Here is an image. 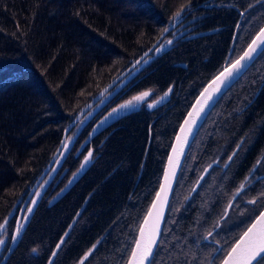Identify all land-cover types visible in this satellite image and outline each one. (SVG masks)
<instances>
[{
  "label": "trees",
  "instance_id": "16d2710c",
  "mask_svg": "<svg viewBox=\"0 0 264 264\" xmlns=\"http://www.w3.org/2000/svg\"><path fill=\"white\" fill-rule=\"evenodd\" d=\"M255 1L0 0V225L8 221L11 231L22 196L56 152L65 128L167 29L159 53L126 77L118 94L104 97L64 146L54 165L58 170L5 264H47L68 229L52 264H77L97 242L84 264H126L180 122L229 53L231 63L264 25V2ZM182 6L187 10L180 16L195 20L194 28L174 40L169 28ZM207 31L212 33L190 38ZM170 87L162 107L149 111L143 104L84 144L93 124L122 101L143 92L153 101ZM90 151L93 163L83 177L49 205ZM263 152L264 52L219 99L193 139L150 264H219L264 208V183L244 192L262 200L255 215L232 230L231 213L208 241L205 236ZM236 199L233 205H242Z\"/></svg>",
  "mask_w": 264,
  "mask_h": 264
},
{
  "label": "water",
  "instance_id": "95a60500",
  "mask_svg": "<svg viewBox=\"0 0 264 264\" xmlns=\"http://www.w3.org/2000/svg\"><path fill=\"white\" fill-rule=\"evenodd\" d=\"M186 10L187 9H185L184 11H186ZM242 16H243V13L241 14V18H242ZM241 18H240L237 25L240 24ZM182 19L183 18H181L180 20H182ZM237 28L238 27H236V29ZM262 28H264V25L253 36V38L248 43V45L243 50V52L239 55V57L242 56L243 53L248 50L249 44H251L252 40L256 38L257 34L260 32V30ZM166 33H167V31H165L158 38V40L146 52H144L138 59H136L134 62H132V64L128 68H126L115 79H113L104 89H102L94 98H92L90 100V102L88 104H86L79 111L77 118L75 120H73L65 128L63 135H62L61 143L58 146L56 152L54 153V155L49 160L46 167L42 170L40 175L36 178V180L33 182V184L30 186V188L24 193V195L22 196V198L20 200L18 212L16 214L15 222L13 225V230L11 233V238H10L8 247L6 249V252H5L4 256L2 257V259L0 260V264L6 263V261L8 260L10 255L12 254L19 238L21 237L23 228H24L25 223H26V220L24 221V216H25V213L28 209V206L30 205L34 195L37 192V190L39 189V187L41 186V184L43 183V181L45 180V178L47 177V175L49 174L51 169L56 164L58 158L60 157L62 150L64 148V145H65L66 139H67L71 129L74 128L104 97H106L126 77H128L131 74V72H133L141 63H143V61H145L152 54H155V53L158 54L159 53L155 49L158 48V46L160 45V43H161V41L164 38ZM210 33H212V32L211 31L201 32V33L192 35L190 38L201 37V36L208 35ZM234 38H235V36H234ZM261 53L262 52H260V51L255 53L251 60L244 62L245 66L243 68H241L238 73H234L232 76L225 79L223 81V83H220V82L214 83V81H216V78L220 75L221 72H223L226 68L230 67L232 63H234L237 59H239V57H238L233 62L229 63V56H230V53H229L228 58L226 59L224 65H223V68L212 79H210L205 84V86L201 89V91L198 93V95L196 96V98L192 102L191 106L189 107L188 111L186 112L185 116L183 117L182 121L180 122L179 127L176 130V133L174 135V138L172 140V143L170 145V148L168 150V153H167V156L165 159V163H164V167H163V171L161 174V178H160L158 188H157L156 193H155V195H154V197H153V199H152V201H151V203H150V205H149V207H148V209H147V211H146V213H145V215H144V217H143V219L139 225V228H138L137 233H136L135 241H134V244L132 246L131 252L128 256V259L126 261V264H128V261L130 259H132V251L134 248H136V241L142 239L141 234H140V229L142 226L144 227V237L142 240V244H147L150 237H154L155 241H156V243L153 244V246H152L153 255L150 257V261H145V264L151 263L152 258L155 254L156 248L158 246L159 240H160V236H161V232L163 229V224H164L165 217L167 214L168 206H169V203L171 200V196H172V193H173L179 172L181 170L183 161L185 159V156H186V154L190 148V145H191L193 139L195 138L198 130L200 129L203 122L205 121V119L207 118L209 113L212 111V109L214 108L216 103L219 101V99L239 80V78H241L244 75V73L249 69V67L254 63V61L259 57V55ZM178 65L181 66L180 64H178ZM169 89H171V91H169ZM169 89L166 91V92H168V95L166 97L164 96V94H165V92H164L160 97L153 100L152 102L146 103V101L151 96L150 92H148L149 95L147 97H145L144 100L139 101V102H135L133 105L129 106L128 108L121 109L120 105H123L128 101H131L133 99V97L139 96L141 93L122 101L121 103H119L118 105H116L115 107L110 109L107 113H105L100 119H98L93 124L84 144L89 143L95 136L101 134L107 128H109L110 126H112L116 122L120 121L121 119H123V118H125L131 114L137 113L144 103H146L145 108L149 111H152L156 108L162 107L170 99V95L172 93L173 88L170 87ZM119 90H120V88L116 89L114 93L115 94L118 93ZM202 93L204 94L203 96L201 95ZM161 98H163V99H161ZM157 101H159V102L157 103ZM149 104H153V107H149L148 106ZM113 109H117V111L113 112ZM190 113H191V115H189ZM186 121H188L187 124L185 123ZM178 137L180 138L179 140L177 139ZM239 146H240V144L235 148V150L230 155L231 159L228 158V160L226 161V163L224 165V169H226V167L231 162L232 158L234 157V155L238 151ZM89 153H91V157H90L89 161L87 163H85V157L89 156ZM89 153L82 159L78 169L68 179L65 186L61 190H59L50 199L49 205L55 204L83 177V175L86 173L88 168L93 163L92 152L90 151ZM170 158H171V163H170ZM82 164H85L84 168H81ZM214 165H216V162L211 163L210 165H208L205 168V170L203 171V173L199 177L198 181L196 182V184L192 190V194L198 189L199 185L202 183V181L205 179V177L209 173L210 169ZM166 174H167V179H166ZM247 179L248 178H246V180ZM162 186H163V190H162ZM242 191H243V189L240 190L239 194ZM158 193L160 194L159 197L157 196ZM236 193H237V191L234 193L231 200L229 201L227 207L225 208L224 215L222 216L221 219L226 218L234 200L239 195ZM154 202L156 203L155 209H153V207H152ZM84 205H85V203H84ZM84 205L82 206V208L80 209V211L78 212L76 217L74 218L73 222H75V220L77 219V217L79 216V214L83 210ZM229 205H231V206H229ZM150 211L152 212L151 216H149ZM262 211H264V208L260 212H262ZM259 214L257 216H259ZM146 219H147V224H145ZM255 220H256V218L250 223V225L248 227H250L251 224L255 222ZM18 223L22 224L23 228L20 230L19 235L17 236V239L15 241H13L12 236L16 235V229H17ZM248 227L245 229V231L248 229ZM68 232H69V229H68L66 235L63 237V241H64L65 237L67 236ZM212 232H214V231H212ZM243 233L235 241V243L232 245V247L235 246L236 243L240 240V237L243 235ZM208 237H209V235H207L205 237V240H207ZM58 244H60V246L62 245L61 240ZM97 245H98V242L95 244L94 248H93V246H92V248H90L91 252H89V250H90L89 249L84 254V256L79 260V262L77 264H81V262H82V264H84L88 260L90 255L93 253V251L96 249ZM230 249H229V251H230ZM58 250L59 249H57V246H56V248L54 249L53 252H55L57 254ZM53 252H52L51 257L49 258L47 264H50V262L52 264L54 257L56 256V255L53 256ZM86 254H87V256H86ZM138 258H139V256L137 257V259ZM219 264H222V261ZM253 264H255V262H253Z\"/></svg>",
  "mask_w": 264,
  "mask_h": 264
},
{
  "label": "snow or ice",
  "instance_id": "6c2138e0",
  "mask_svg": "<svg viewBox=\"0 0 264 264\" xmlns=\"http://www.w3.org/2000/svg\"><path fill=\"white\" fill-rule=\"evenodd\" d=\"M184 10V6L181 7V10L176 13V16L179 17L181 15V12ZM239 27V25H237ZM164 31H167L165 29ZM168 44H171L172 41H167ZM157 52L161 50V48L155 49ZM258 51L264 52V28L260 30V32L257 34L256 38L252 40L251 44L248 46V50L243 53L242 56L239 57L234 63L231 64L230 67L226 68L223 72L220 73V75L216 78V82L223 83L225 79L232 76L234 73H238L241 68H243L244 62L251 60L253 58V55L257 53ZM139 63V62H138ZM171 91V89H169ZM149 95L148 92L141 93L139 96L133 97L131 101L126 102L123 105H120V108H128L129 106L133 105L135 102H139L144 100L145 97ZM168 95V92H165L164 96L166 97ZM204 95L203 93L201 94ZM210 98V97H209ZM163 99V98H161ZM159 101H157L158 103ZM149 107H153V104H149ZM117 109H113V112H116ZM191 115V113L189 114ZM186 124L188 121L185 122ZM180 139L179 137L177 138ZM66 146V145H65ZM91 157V153H89V156L85 157V163L89 161ZM231 159V157H229ZM171 163V158H170ZM85 164L81 165V168H84ZM75 175V174H74ZM167 179V174H166ZM244 188V184L240 185V188L237 189V193L239 194L240 190ZM163 190V186H162ZM159 193L157 196L159 197ZM255 200L249 201V203H255ZM35 203V201H33ZM231 206V205H229ZM153 209L156 208V203H153ZM29 212H31V209H28ZM152 215V212H149V216ZM145 224H147V219L145 220ZM4 225H0V228H3ZM158 227V226H157ZM23 228V225L18 223L17 229H16V235L12 236V240L15 241L17 239V236L19 235L20 230ZM141 234V240L136 241V248L132 251V259L128 261V264H145V261H150V257L153 255V244L156 243L154 237H150L147 244H142V240L144 237V227L142 226L140 229ZM209 236L212 235V232L210 231L208 233ZM5 241L3 239H0V245H3ZM61 243H63V238L61 239ZM95 245H93V248ZM60 248V244L57 245V249ZM222 251L223 249H219ZM33 252H36V249L32 250ZM91 252V249L89 250ZM56 253L53 252V256H55ZM87 256V254H86ZM139 258L137 259V257ZM264 264V211L260 212L259 216L256 217V220L254 223L251 224L250 227L243 233V235L240 237V240L236 243L235 246H233L230 251L226 253L222 260V264ZM51 264V262H50ZM82 264V262H81Z\"/></svg>",
  "mask_w": 264,
  "mask_h": 264
},
{
  "label": "flooded vegetation",
  "instance_id": "af4514ba",
  "mask_svg": "<svg viewBox=\"0 0 264 264\" xmlns=\"http://www.w3.org/2000/svg\"><path fill=\"white\" fill-rule=\"evenodd\" d=\"M261 2H264V0H256L255 3L259 4ZM194 20H186L183 18L182 20H178L175 27L172 29L171 36H173L174 40H179L183 35H191L192 30L194 28L193 26ZM247 181L245 180L242 182L244 183L243 191L238 195V198L241 200V203L245 207H241L242 205L234 204L232 205L228 217L231 213L233 215L230 217V220L227 222V226L230 227L232 230L237 229L243 222L247 221L250 217L255 215V213L260 209L262 200L259 198H256L254 196L252 197H245L244 192L247 191L249 188L252 187V185H255L256 183H264V152L261 156H259L252 167L249 174L246 176ZM245 178V179H246ZM237 198V199H238ZM236 199V200H237ZM255 200V203H249V201ZM247 204V205H244ZM228 218H226L227 221ZM209 240V239H208ZM221 247H218V250Z\"/></svg>",
  "mask_w": 264,
  "mask_h": 264
},
{
  "label": "rangeland",
  "instance_id": "374dc122",
  "mask_svg": "<svg viewBox=\"0 0 264 264\" xmlns=\"http://www.w3.org/2000/svg\"><path fill=\"white\" fill-rule=\"evenodd\" d=\"M93 113L95 114V109L92 110L91 113H90V115L86 116V118L82 122H80L71 131V133L69 134V136L67 138V141H66V149H68V147L72 144V142L74 141V139L76 138V136L79 134V132L81 131V129L84 127V125L89 122L88 120L92 116ZM58 166L59 165H56L52 169V171L49 173V175L47 176L46 180L43 182V184L41 185L40 189L38 190L36 196L33 199V201H35V203H33V201H32V203L29 206V209H31V212H32L35 204L37 203L39 197L43 193L44 189L49 185V183L52 181L53 177L55 176V174H56V172L58 170ZM31 212L27 211L26 217H28ZM3 225H4V227L0 229V239H3L5 241V243L3 245H0V259H1L2 255L4 254V250H5L6 246L8 245L9 238H10V234L12 232L8 228V221H6Z\"/></svg>",
  "mask_w": 264,
  "mask_h": 264
},
{
  "label": "bare ground",
  "instance_id": "6f19581e",
  "mask_svg": "<svg viewBox=\"0 0 264 264\" xmlns=\"http://www.w3.org/2000/svg\"><path fill=\"white\" fill-rule=\"evenodd\" d=\"M226 218H227V217H226ZM226 218L221 219V220L218 222V225H219L218 228L221 226V223H222L223 221H225Z\"/></svg>",
  "mask_w": 264,
  "mask_h": 264
}]
</instances>
